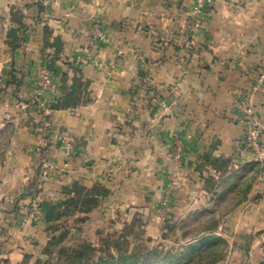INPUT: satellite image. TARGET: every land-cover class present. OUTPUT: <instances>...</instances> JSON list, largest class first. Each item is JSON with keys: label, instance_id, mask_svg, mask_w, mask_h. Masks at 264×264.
Masks as SVG:
<instances>
[{"label": "crops", "instance_id": "1", "mask_svg": "<svg viewBox=\"0 0 264 264\" xmlns=\"http://www.w3.org/2000/svg\"><path fill=\"white\" fill-rule=\"evenodd\" d=\"M254 85L264 124V0H0V264L124 251L251 167L223 223L264 264V136L243 147L235 104Z\"/></svg>", "mask_w": 264, "mask_h": 264}, {"label": "rangeland", "instance_id": "2", "mask_svg": "<svg viewBox=\"0 0 264 264\" xmlns=\"http://www.w3.org/2000/svg\"><path fill=\"white\" fill-rule=\"evenodd\" d=\"M9 135L7 131L0 136V163L8 149ZM257 169L251 167L238 179L232 192L209 201L203 210L189 211L169 231L138 241L121 252H103L94 262L109 254L120 256L122 253L136 255L142 264H246V252L252 247L248 249L247 244H241L238 235L223 222L235 202L249 189Z\"/></svg>", "mask_w": 264, "mask_h": 264}, {"label": "built area", "instance_id": "3", "mask_svg": "<svg viewBox=\"0 0 264 264\" xmlns=\"http://www.w3.org/2000/svg\"><path fill=\"white\" fill-rule=\"evenodd\" d=\"M212 0H201L202 3H210ZM49 78L45 79V84L48 85ZM259 88V85H254L249 89L242 97L235 101L236 107L239 110V122L245 127V134L241 138L240 143L245 149H252L255 153H262V138L264 136V124L261 121L258 112L255 110L254 96L255 91ZM149 91L159 99V95L155 94L153 89ZM243 148V149H244ZM55 164L52 161H44L41 174L42 180L49 176V172L54 169Z\"/></svg>", "mask_w": 264, "mask_h": 264}, {"label": "trees", "instance_id": "4", "mask_svg": "<svg viewBox=\"0 0 264 264\" xmlns=\"http://www.w3.org/2000/svg\"><path fill=\"white\" fill-rule=\"evenodd\" d=\"M89 264H142L138 261L136 255H128L120 253V256L109 254L107 257L100 258L98 261H93Z\"/></svg>", "mask_w": 264, "mask_h": 264}]
</instances>
